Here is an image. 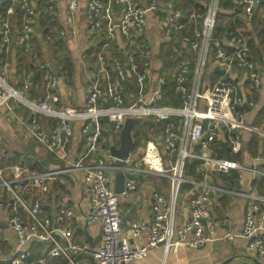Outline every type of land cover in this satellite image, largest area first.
I'll return each instance as SVG.
<instances>
[{
	"label": "built area",
	"instance_id": "obj_1",
	"mask_svg": "<svg viewBox=\"0 0 264 264\" xmlns=\"http://www.w3.org/2000/svg\"><path fill=\"white\" fill-rule=\"evenodd\" d=\"M2 1L7 6L4 16L0 17V41L6 48L12 42L9 16L13 14L17 1ZM197 2L201 3L200 0ZM217 3L218 0H208L204 12L192 11L186 14L172 8L170 3H161L159 0H86L83 8L92 19L91 30L101 27V20L105 19L106 45L119 39L125 60L121 62L111 58L108 61L110 57L105 59L100 53L97 54L98 69L90 77L86 109L80 113L56 111L51 107V104L58 101L53 92L55 81L47 84L48 92L44 100L33 101L9 86L4 70H0V107L6 106L13 99L32 112L57 120L51 131L34 121L30 125L33 137L46 145L55 160H66L64 144L72 134L69 123L71 117L78 115L93 124L91 133H88L91 124L83 125L80 130L86 154L68 168L47 170L39 174H17L10 178L3 176L0 169V189L8 194L11 201L7 224L16 240L13 253L5 259L8 264H24L30 256L26 246L32 241L47 244L45 255L34 264H46L48 259L58 257L66 259L69 264H77L72 263L76 254L90 256L93 264H129L146 258L157 249L162 251L164 257L168 250L176 246L202 248L211 243L235 240L245 241L244 250L248 255L264 256V192L223 187L209 181L211 173L227 176L231 169L238 172L239 183L241 175L246 173L264 181V167L247 166L234 158L216 157L214 144L221 130L227 136L230 153L237 154L240 151L238 130H246V108L254 106L250 98L246 99V93L251 95L260 87L258 69L251 59L247 37L244 29L239 27L227 32L212 53L216 68L221 73L209 83L202 82ZM231 3L240 5L242 14L251 13L256 8L252 0H231ZM18 6L23 10V19L20 29L15 31V42L23 46L24 51H28L35 28V15L26 3ZM79 8V0H67L68 23H72ZM148 11L161 14L159 25L164 39L183 41L191 55V61L180 59L177 62L172 75L173 91L180 98V106L176 108L156 104L166 79L158 75L151 78L149 73L151 52L144 40ZM258 11L264 15V5ZM185 31L188 36L183 35ZM69 34L73 35L74 30ZM60 35L64 34L60 32ZM233 72L244 74L243 91H237L233 86L230 78ZM131 76H134L133 84L137 88L130 93L125 85ZM151 84L154 91L146 100L145 89ZM104 117L112 124L111 131L114 133L119 132L126 117L149 118L155 123L161 122L162 129L158 137H147L142 141L144 147L139 144L121 160V165H117L101 139L102 130L97 121ZM173 119L177 120V124ZM193 161L199 162V180L184 174L185 163ZM69 170L82 172L88 187L86 221L88 224H99V240L94 247L77 244L72 240L69 228L64 227L71 217L69 209L64 207L53 222L41 215L39 196L29 203L23 197L28 187H37L41 193L46 192V181ZM116 172L124 176L134 174L144 178L161 177L167 179L170 185L167 196L157 192L151 194L150 221L147 224L130 222L128 237L122 232L123 218L119 202L120 198H127L135 192L137 181L136 178L124 179L121 191L116 193L109 178L110 174ZM183 184L191 186L187 191L189 212L187 219L175 226L176 198ZM222 197L245 200L240 228L223 229L228 224L227 217L214 216L212 200ZM61 202L65 206V198ZM18 209L26 212L29 222L21 219ZM142 231H145L144 240L141 237ZM56 235L61 236V241Z\"/></svg>",
	"mask_w": 264,
	"mask_h": 264
},
{
	"label": "crops",
	"instance_id": "obj_2",
	"mask_svg": "<svg viewBox=\"0 0 264 264\" xmlns=\"http://www.w3.org/2000/svg\"><path fill=\"white\" fill-rule=\"evenodd\" d=\"M17 6L20 3H26L30 7L35 15V28L32 36L34 35L35 40L38 39L39 52L32 54L34 64H39V68L44 69V83L33 86L32 96L27 92L30 85L31 73L27 74L26 77L21 74L19 77L15 76V50H10L9 45L5 48L1 44L0 48H3V54H5V62L3 64L6 76V82L14 90L24 96L28 100L38 101L44 100L45 95L48 92L47 84L51 81H55V87L53 92L56 93L58 101L55 104H51V107L56 111H63L69 113H80L86 109V96L87 90L90 85V77L98 69L97 54H101L105 59L109 57L107 53V47L105 40V25L106 20H101V27L98 29L91 30V21L86 14L83 5L86 0H79L80 8L77 11L72 23H68L66 5L67 0H46V7L41 8L43 14L47 13L51 17L52 27L51 31L54 32L58 46H53L51 38H41L37 33V18L39 17L40 4L38 5L37 0H16ZM142 1V0H140ZM200 5H206L200 0ZM4 2L0 0V3ZM6 3V2H5ZM19 3V4H18ZM161 3H170L168 0H164ZM42 6V5H41ZM19 7V6H18ZM15 9V7H14ZM20 9V8H19ZM23 12V10H22ZM185 11H183L184 13ZM147 27L144 34V40L147 49L151 52V58L149 62V73L151 78H154L157 73L156 70L162 65V61L165 58V49H170L171 53L180 55L186 53L190 55L188 49L183 45V41L179 42L176 40L167 41L163 37V33L160 29V13L147 12ZM23 19V15H22ZM74 30V34L71 35V30ZM62 32L64 35H60ZM31 36V37H32ZM13 38V37H12ZM15 38V37H14ZM12 39L15 42V39ZM103 41H105L103 43ZM16 43V42H15ZM111 43L115 44L120 49L119 39H115ZM170 45V46H169ZM32 42L30 49L32 48ZM99 47L94 59V56L89 54L87 51L89 47ZM167 52V51H166ZM43 59L40 61L38 57ZM47 53V54H46ZM64 54L68 55V58L72 64V72L68 77H63L60 73V77L56 78L48 68V62L52 61L60 71L63 63ZM193 61V59H192ZM257 65V64H256ZM259 65V64H258ZM257 65L258 74L260 78V87L253 94L246 93V99L249 98L254 102V106L246 108L245 122L246 130H238L241 139V149L237 154H231L228 147L227 136L225 131L221 130L218 137L215 140V149L219 151L221 158H234L237 162L245 164L247 166L255 165L264 167V126L263 123L258 121L257 113L264 106V55L262 56V65ZM216 65L212 58L209 50V57L205 64L202 82L209 83L213 80V71H215ZM211 75V76H210ZM23 77V82L21 79ZM26 78V79H25ZM232 84L237 91L244 90V74L242 72H233L230 75ZM102 81L104 79H101ZM135 82V81H134ZM24 85L26 88H24ZM133 81L130 79L125 88L129 89L130 93L134 88ZM153 85L145 89L146 100L152 94ZM149 89L151 92L148 93ZM32 117L30 118V116ZM46 116L41 113L30 111L26 106L20 102H16L13 99L9 100L6 106L0 107V167H2L3 176L8 178L14 175H26V174H39L46 172L47 170L54 169H65L76 162L80 157L86 154V147L84 144V138L80 130L84 125L85 119L78 115H74L69 119V123L72 128V134L64 144L65 161L60 162L52 158L47 151L44 143L38 142L34 137L30 129L31 122L34 121L37 116ZM48 117V116H46ZM100 119H106L99 118ZM35 122V121H34ZM100 126L99 121H97ZM108 123V124H107ZM106 131L101 134V139L104 144L108 147L109 144L118 146V134L119 132H112L109 126L110 121L106 119ZM44 121L39 125L44 128ZM250 127L251 129H248ZM101 130L104 129L100 126ZM259 137L256 144V153L251 155L247 152L246 143L251 135ZM133 140V139H132ZM142 142H140L141 146ZM133 151V150H132ZM13 154H21L23 159L21 165L7 166L9 162L12 163ZM94 157V156H93ZM90 156V158H93ZM95 158V157H94ZM36 161V167L41 166L44 168L43 171H36L35 169H28L26 164L28 160ZM87 159V158H85ZM86 161V160H85ZM40 163V164H39ZM115 174H110V185L114 190ZM209 181L223 187H235L233 181L227 177L228 180H221L218 174H210ZM149 177V176H148ZM153 178H161L151 176ZM165 182L159 180H145L144 177L136 178L137 186L134 193L127 198H120L119 209L122 214L123 224L122 232L128 237V224L130 222H142L147 224L151 218L150 204L151 194L157 192L161 195L167 196L169 192V181L165 178ZM254 179L250 174H242L239 188L243 190L255 189L252 186ZM47 191L41 193L37 187H28L26 192L32 190V195L40 197L41 202V215L50 218L53 222L55 217L65 207L71 211L70 220L64 224L70 230L72 240L77 244H86L84 240L86 236L96 246L99 240V224L98 223H87L88 214V187L83 180V174L77 170H69L56 176L54 179L46 181ZM236 188V187H235ZM189 189H183L180 193V201L176 202L175 212V226L181 225L188 217L189 205H188V194ZM257 192L262 188L255 189ZM25 192V193H26ZM263 193V192H260ZM27 194V193H26ZM65 198V206L61 202V199ZM28 201L31 197H28ZM246 202L242 198H216L212 200V211L215 217L220 218L225 216L228 219V224L223 226L226 228H240L243 218V211ZM18 213L21 219L25 222H29V218L21 209H18ZM11 214V201L8 194L0 189V264H8L5 260L13 253L16 240L14 234L9 230L7 224V218ZM220 232V231H219ZM61 241V236L56 235ZM142 240L145 239V231L141 233ZM130 242H132L130 240ZM245 241L235 240L233 242H221L207 244L202 248H191L186 246L172 247L163 257L160 249L151 251L146 258L130 262L129 264H219L220 262L229 259L226 264H254L251 260L255 258L261 264H264V256L248 255L244 250ZM30 251V256L24 264H34L37 259L45 255L47 244L46 242L32 241L26 246ZM91 247V246H89ZM231 249V250H230ZM230 250V251H229ZM78 256L77 254L74 258ZM82 256V255H80ZM46 264H69L64 258H52L46 261ZM77 264H89L86 260H78Z\"/></svg>",
	"mask_w": 264,
	"mask_h": 264
},
{
	"label": "trees",
	"instance_id": "obj_3",
	"mask_svg": "<svg viewBox=\"0 0 264 264\" xmlns=\"http://www.w3.org/2000/svg\"><path fill=\"white\" fill-rule=\"evenodd\" d=\"M46 0H37L38 5L40 4L39 9V17L37 18V33L41 36V38H51V43L53 46H58L57 38L54 35V32L51 31L52 27V20L51 17L47 13L43 14L41 12V8L46 7ZM208 0H202L203 3L207 2ZM257 6L256 8L250 13H241V6L235 5L231 3V0H218L217 3V11H216V18H215V24L212 31V36L209 44V50L212 55L216 44L220 42L224 37L225 34L236 27L243 28L244 33L247 37V43L250 49V56L252 61L255 64L262 65V56L264 55V15H262L258 9L264 5V0H257ZM170 2L172 8L185 11L186 14L191 13L192 11H199L204 12L205 8L204 6L200 5L197 0H168ZM42 5V6H41ZM7 6V3L1 2L0 3V17L4 16L5 8ZM22 15L23 12L21 9H19L18 6L15 7L13 14L9 16V23L11 25V39L15 37V31H18L21 27L22 23ZM246 29V30H245ZM188 31V30H187ZM185 31L183 35L188 36V32ZM13 37V38H12ZM15 39V38H14ZM32 42V48L28 51L23 50V46L18 45L15 42H11L9 45L10 50L14 49V57H15V76L19 77L21 74H23L25 77L27 74L31 73L30 82H29V89L27 90L28 93H30V97H33V86L39 85L40 83H44L43 75H44V69L39 68V64H34L32 57V54L35 52H39V41L38 39L35 40L34 35L30 38V44ZM105 41H103L104 43ZM106 43V42H105ZM99 50V47L92 46L89 47L88 53L91 55H96ZM107 53L110 58L107 60H111L116 58L118 60H121L123 62L125 60V56L122 54L121 50L116 47L115 44L110 43L107 47ZM167 51V52H166ZM166 56L162 61V65L159 67V69L156 70V73L158 76H163L166 79V83L164 86L161 87L159 92V100L156 102L157 105L160 106H170L173 108L180 106V98L179 95L176 94L173 91V84L172 82V75L175 71V67L177 65V62L180 59H186L191 61V55L186 53H181V56L178 57L176 53H171L170 49H165V52H163ZM38 57L40 58V54L38 53ZM95 59V56H94ZM138 59V58H137ZM136 59V62L138 63V66L140 67V62ZM40 61L43 62V59L40 58ZM5 62V54H3V48H0V69L3 67V64ZM256 65V66H257ZM258 65V66H259ZM191 67H193V63H191ZM141 71V69H139ZM72 72V64L68 58L67 54H64L63 57V63L60 68L61 75L65 78L71 75ZM221 72L218 69H215L213 71V75L215 78L217 75H219ZM22 76V75H21ZM112 76V75H111ZM211 76V75H210ZM188 78H191V74L188 76ZM26 79V78H25ZM130 79L134 82L135 78L134 76H131ZM21 83L23 82V77H21ZM136 86L133 88V91H136ZM258 121L263 123L264 126V106L262 109H260L257 113ZM175 121V124H177V120L173 119ZM38 125H41V123L44 121V129L51 131V129L55 126L57 120L46 117V116H37V118L34 120ZM100 126L104 129L102 131L103 133L107 132L106 126V119H98ZM92 121L85 120L84 125L91 124ZM110 127H112V124H109ZM111 129V128H110ZM162 129V123L158 122L155 123L149 118H142V119H134V122L131 126V135H132V146L130 150H134L136 146L140 144V142L147 139L149 136L158 137L159 132ZM102 133V134H103ZM152 135H148V134ZM259 139L256 135H251L249 140L246 143V150L249 154L254 155L256 153V144L257 140ZM21 154H13L12 157V163L6 164L7 166L12 165H21L23 162V159L20 158ZM21 160L22 162H20ZM40 164V163H39ZM199 162L193 161L185 163L184 168V174L191 177L194 180L201 179V175L199 171L197 170ZM1 166V165H0ZM41 166H44V164H40V167H36V161L28 160V163L26 164V167L28 169H35L36 171H43L44 168ZM2 169V167H0ZM212 174V173H211ZM220 179L228 180L226 175H218ZM159 180L161 182H165L164 179L161 178H153L151 176L145 178V180ZM252 186L255 189H260V192H264V181L254 180L252 182ZM191 186L187 184H183L180 187V193L183 189H190ZM27 193V194H26ZM24 192L23 197L26 199V201L29 203L32 199H34L36 194L32 195V190H29V192ZM28 197H31V200L28 201Z\"/></svg>",
	"mask_w": 264,
	"mask_h": 264
},
{
	"label": "water",
	"instance_id": "obj_4",
	"mask_svg": "<svg viewBox=\"0 0 264 264\" xmlns=\"http://www.w3.org/2000/svg\"><path fill=\"white\" fill-rule=\"evenodd\" d=\"M252 1H253L252 5L256 6V0H252ZM47 65L51 73L53 74V76L56 78H59L60 71L58 70L54 62L49 61ZM31 117L32 115L30 116V118ZM133 122H134V118L126 117L124 121L122 122L120 130H119L118 146H115L114 144H109L108 146L110 156L114 158L115 164L117 165H121V160L124 159L128 155L130 148L132 146L133 141H132V135H131V126ZM92 127H93V124L90 125L88 133H91ZM144 145L145 143L142 142L141 147H144ZM227 150H229V148H227ZM215 152H216V157L220 158L219 151L215 149ZM230 159H232L231 155H230ZM114 177H115L114 192L116 193H119L121 191L124 179L130 180L133 178H139V176H135L134 174H128L124 176L122 175L121 172H116ZM227 177L233 181V184L236 188H239L238 172L235 169H231ZM179 201H180V195H178L176 198V202H179ZM123 221L124 220L122 219V222ZM84 241L87 242L89 246L91 247L93 246V243L90 241V239H88V236H86V239ZM78 260H86L89 264H93L92 258L88 255H82V256L78 255L72 260V263H76ZM251 260L253 261L254 264H261L255 258H252ZM228 261H230V258L220 262L219 264H226Z\"/></svg>",
	"mask_w": 264,
	"mask_h": 264
},
{
	"label": "rangeland",
	"instance_id": "obj_5",
	"mask_svg": "<svg viewBox=\"0 0 264 264\" xmlns=\"http://www.w3.org/2000/svg\"><path fill=\"white\" fill-rule=\"evenodd\" d=\"M159 2H164V0H159ZM245 30H246V29H245ZM46 54H47V53H46ZM4 67H5V66H3L0 70H2V69L4 70ZM4 72H5V70H4ZM152 134H153V133H152ZM152 134L149 133L148 135H152ZM150 137H152V136H150ZM230 250H231V249H230ZM230 250H229V251H230Z\"/></svg>",
	"mask_w": 264,
	"mask_h": 264
}]
</instances>
